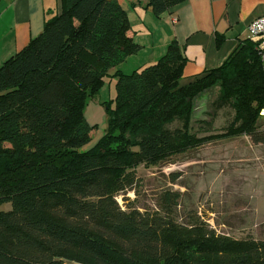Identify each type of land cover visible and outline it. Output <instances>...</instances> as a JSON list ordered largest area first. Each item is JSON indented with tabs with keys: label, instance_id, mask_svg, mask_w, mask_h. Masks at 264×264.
<instances>
[{
	"label": "trees",
	"instance_id": "obj_1",
	"mask_svg": "<svg viewBox=\"0 0 264 264\" xmlns=\"http://www.w3.org/2000/svg\"><path fill=\"white\" fill-rule=\"evenodd\" d=\"M141 1V0H140ZM160 16L184 0H144ZM119 0H61L42 32L0 67V264H264V239L219 234L198 213L183 221V193L162 188L156 208L137 193V168L171 162L214 140L264 144V68L257 43H239L218 68L183 84L184 47L155 63L116 67L140 46ZM116 79L106 133L91 147L88 100ZM213 87L223 131L199 136L197 103ZM179 121L181 125L171 127ZM180 172L169 174L176 183Z\"/></svg>",
	"mask_w": 264,
	"mask_h": 264
},
{
	"label": "rangeland",
	"instance_id": "obj_2",
	"mask_svg": "<svg viewBox=\"0 0 264 264\" xmlns=\"http://www.w3.org/2000/svg\"><path fill=\"white\" fill-rule=\"evenodd\" d=\"M188 81L184 79L182 83ZM116 83L115 78L106 77L99 93L86 104L84 115L94 126L86 148L107 131L108 108L116 105ZM218 94L219 87L210 88L197 103L195 119L213 122L205 128L193 121L199 136L223 131L232 117L231 107L215 110L213 101ZM177 125L181 123L176 121L171 127ZM172 172L181 173L176 183L170 181ZM137 179V193L128 191L117 196L123 208L127 205L124 196L142 208H156L159 192L171 187L183 193L179 210L183 221L198 213L219 234L236 240L264 239V144L253 145L246 137L214 140L169 163L138 167ZM0 208L9 210L11 204Z\"/></svg>",
	"mask_w": 264,
	"mask_h": 264
},
{
	"label": "crops",
	"instance_id": "obj_3",
	"mask_svg": "<svg viewBox=\"0 0 264 264\" xmlns=\"http://www.w3.org/2000/svg\"><path fill=\"white\" fill-rule=\"evenodd\" d=\"M119 2L128 16L129 35L140 48L116 69L131 73L153 64L177 40L187 58V80L221 66L241 41L250 38L251 21L264 15V0H184L160 16L144 0ZM60 9L61 0H0V67L39 35L46 19Z\"/></svg>",
	"mask_w": 264,
	"mask_h": 264
},
{
	"label": "built area",
	"instance_id": "obj_4",
	"mask_svg": "<svg viewBox=\"0 0 264 264\" xmlns=\"http://www.w3.org/2000/svg\"><path fill=\"white\" fill-rule=\"evenodd\" d=\"M248 30L251 39L257 43L264 68V15L252 20L248 25Z\"/></svg>",
	"mask_w": 264,
	"mask_h": 264
}]
</instances>
